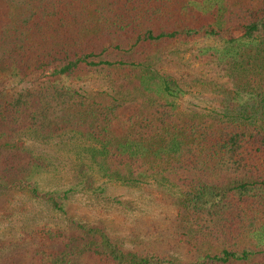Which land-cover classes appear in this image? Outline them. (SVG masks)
Segmentation results:
<instances>
[{
	"label": "trees",
	"instance_id": "obj_1",
	"mask_svg": "<svg viewBox=\"0 0 264 264\" xmlns=\"http://www.w3.org/2000/svg\"><path fill=\"white\" fill-rule=\"evenodd\" d=\"M203 38L225 44L194 56L219 62L220 81L176 76L165 54ZM202 88L223 103L178 104ZM65 139L84 144L89 191L98 173L172 192L178 237L198 257L134 251L75 222L43 229L64 245L37 251L38 264H264V0H0V191L65 213L78 189L42 191L37 177L56 168L29 145Z\"/></svg>",
	"mask_w": 264,
	"mask_h": 264
},
{
	"label": "rangeland",
	"instance_id": "obj_2",
	"mask_svg": "<svg viewBox=\"0 0 264 264\" xmlns=\"http://www.w3.org/2000/svg\"><path fill=\"white\" fill-rule=\"evenodd\" d=\"M224 48L223 42L203 38L194 45L176 49V53L173 50L164 57L168 68L178 73L176 76L193 74L209 83L220 81L218 73L221 68L217 67L220 63H214L213 59L198 63L194 56L201 51ZM72 84L87 89L97 88L94 81ZM212 94V91L205 92L202 88L201 91L182 95L177 102L186 110L218 107L223 103L222 96ZM131 105L125 110V116L135 110L136 107ZM76 141L55 140L47 144L29 142L36 153L46 155L56 168L54 172L37 177L40 189L53 191L76 187L78 192L69 195L65 213L60 214L52 211L44 202L33 199L26 190L0 191V264H38L37 260L41 256L37 251L54 253L64 245L63 236L54 239L43 229L47 227L52 231L69 233V225L75 222L101 227L125 248L134 251L155 252L184 262H191L198 257V253L178 237L176 226L180 211L172 192L156 183L128 187L109 182L98 173L93 175L97 178L96 188L99 190H87L84 176L80 173L83 170L81 161L89 162L83 153L84 144ZM72 264L101 263L87 254L76 257Z\"/></svg>",
	"mask_w": 264,
	"mask_h": 264
}]
</instances>
